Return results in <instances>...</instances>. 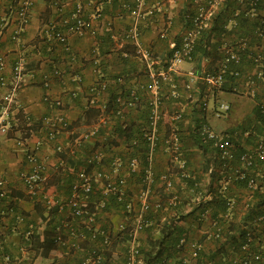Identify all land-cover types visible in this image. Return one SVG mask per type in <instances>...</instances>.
<instances>
[{
    "label": "crops",
    "instance_id": "0c3cea01",
    "mask_svg": "<svg viewBox=\"0 0 264 264\" xmlns=\"http://www.w3.org/2000/svg\"><path fill=\"white\" fill-rule=\"evenodd\" d=\"M22 1L0 0V28H3L0 55L5 60L4 74L7 76L10 75L12 65L16 60L23 61L24 81L17 94L16 104L19 108L16 110L27 113L33 125L29 128L21 120H10L8 131L0 133V181L3 182L5 190L4 198H0V241L6 246V251L12 253L20 264H78L83 259L86 249L74 251L54 246L43 255L39 254L40 250L35 246L33 251L26 250L23 254L18 251L19 247L24 246L26 233L31 229L39 233L41 240L45 229L61 225L62 219L67 215V210L62 213L58 212L53 217L54 222L51 221L46 225L48 219L45 218V212H42L45 203L40 197L30 196L21 180L22 173L27 172L30 165L19 141L26 143L29 148L33 147L37 141L41 142L36 154L46 164L44 192L54 201H63L68 195V187L73 181L74 172L84 167L90 155L98 151L102 153L103 158L110 155V150L104 152L105 148H103L104 151L94 149L95 145H109L111 132L115 128L122 129L127 126L128 129L122 132V136L116 137L113 141L112 145L116 146L111 149V153L114 157H124L126 162L131 155L136 156V170L129 172L125 167H121L117 175L118 178L125 179V197L132 202L135 208L138 201L137 195L142 189V169L147 166L148 158L146 154L144 156L140 154L138 147L134 148L136 152H129L127 145H132L133 140L128 132L135 133L136 128L144 123L147 111L138 109L136 106L127 107L121 119L110 120L106 125L100 123L99 115L93 111V108L97 109L112 95L125 96L148 81L144 65L135 56L132 44L124 38L131 24L128 7L133 5L134 0H31L29 24L20 39L15 41L11 39L16 27L14 11ZM77 3L82 5L86 13L98 12L95 24L97 34L95 37L69 36L68 45L74 57L71 59L59 45L47 40L45 29L50 22L72 12ZM192 8L190 0H146L138 25L143 47L160 60L166 59L171 52L169 44L179 39L184 31L181 15ZM108 23L110 24L109 31L104 28V25ZM247 35V33H238L233 22L226 20L224 31L221 33L220 49L225 53L228 50L238 51L242 42L245 46L251 41L250 48L264 52V40ZM205 64L206 60H202L201 68L196 71L192 62H183L178 67V71L171 76L170 81L163 83L162 94L169 91L165 93L169 95L171 88L168 89L167 85L174 84L178 98L174 100L170 97V99L166 98L169 101L166 106H163L166 114L159 124V143L151 160L152 171L155 175L152 186H150L151 202L153 205H158L169 201L170 190L166 189L160 180L161 175H166L173 186L172 191L177 193L179 199L182 200L184 207L180 209L183 214L190 211L188 206L192 195L186 182L196 179L199 180L200 186L205 188L209 180L208 172L205 171L206 165L208 167L213 164L215 153L211 145L198 144L193 135L195 134L193 129H198L204 123L218 133L228 134L237 153L249 151L264 137V132L260 128L261 115L259 112L260 107L264 106V91H262L264 87L257 83L255 87H252L255 94L251 96L249 92L251 87L245 80L246 76L254 75L256 68L243 59L239 67L242 77L230 82L232 84L230 91L220 87L215 88L213 94L207 97L202 95L207 86L202 90L203 83L198 78L201 71L205 69ZM53 67L58 69L61 75L52 76L50 86L45 90L42 88V75L50 72ZM160 68L155 67L156 70ZM78 79H80L79 82ZM99 82H105L107 90L98 96L99 102L93 104L89 88ZM186 84L189 85L188 90L184 89ZM222 87H225V84ZM69 90L77 91V95L71 97ZM5 92L6 88L0 86V103ZM45 93L52 98L62 99L63 114L68 122L66 131L51 141L46 139L44 133L41 134L38 129L36 130L40 119L50 112L49 105L42 101ZM145 99L146 96H143L142 100L145 101ZM221 103L227 104L229 111L224 117L218 118L215 116V109ZM201 104L204 105L203 108ZM176 112H180L182 118L173 123L168 115ZM95 126L98 127L97 133L82 142L84 147L77 148L78 140ZM173 131L178 137L179 145H170L167 148L164 139ZM56 146L62 147L64 157L54 151ZM175 147H177V154ZM178 161L179 163L184 161V167L181 168ZM70 163L76 167L71 169ZM177 165L180 170L174 168ZM105 168L106 166H102V170ZM110 175L115 179V174L110 173ZM101 186V183L96 186L97 192L101 190ZM202 190L205 189L202 188ZM229 195L239 197V199L246 197L238 186H231ZM166 212L164 208L160 211V215H172L173 210L169 214ZM193 215L179 221L178 224L183 228L182 233L187 235L188 241L201 244L204 255H214L216 242L204 234L211 231L212 227L208 222L198 225ZM236 215L237 218L242 213L236 212ZM238 220L241 219H236ZM97 225L109 232L114 240H118L115 234L124 225V219L120 210L110 205L107 212L99 215ZM237 234L235 232V236ZM143 237L141 234L142 247L145 246ZM107 257L112 264H122V252L117 243L113 244Z\"/></svg>",
    "mask_w": 264,
    "mask_h": 264
},
{
    "label": "built area",
    "instance_id": "2783aa9c",
    "mask_svg": "<svg viewBox=\"0 0 264 264\" xmlns=\"http://www.w3.org/2000/svg\"><path fill=\"white\" fill-rule=\"evenodd\" d=\"M110 1V0H107ZM202 0H193L194 4L197 5L196 12L193 16L189 17L192 21V27L185 29L181 34L179 46L175 45L172 41L169 46L172 52L169 57L164 60L155 57L152 53L146 50L140 40L139 34V21L143 15V9L146 0H134L132 6L128 7V12L131 17V24L126 31L124 38L129 41L134 49L135 56L142 62L146 69V75L148 81L139 87V89L144 91V94H135V91L129 93V99L127 101L123 100V97L119 94L116 95V102L122 105V108H127L134 106L138 101L142 100L143 96H146L145 104L147 106V126L143 130V139L145 145H147V158L148 165L144 170V175L142 178V189L137 195L139 207H131V203L126 205L127 209H131V223L130 229L128 230V239L124 241V249L121 250L123 261L122 264H143L142 255L140 252V233L150 222L143 218V215L149 209L157 210L159 205H153L150 200V186L153 182V171L151 167V160L153 152L156 145L159 142V124L163 116L166 114L164 109H162L163 99H162V86L163 83L170 81L171 76L178 71V67L183 62H189L191 58V53L194 48L195 40L200 34V32L209 27V23L213 17L215 9L219 4V0H210L207 3L200 4ZM238 4L242 0H234ZM31 0H23L18 7L15 9L16 14V27L11 35L12 40H19L26 27L29 24L30 13H31ZM98 12L94 11L92 13H86L80 3H77L74 10L70 12L67 16H61L55 21L50 22L45 29L47 40L53 41L62 47V50L66 52L71 59L73 55L70 53V47L68 45L69 36H90L95 37L97 34V26H95L98 19ZM104 28L109 31L110 24L104 25ZM2 29L0 28V43L2 36ZM264 35V31H261ZM244 43L242 42L241 48H243ZM239 60L236 52L228 50L225 53V59L220 65V69L214 74H204L198 77L200 80L211 88H219L224 83V73L227 69V65L230 62L237 63ZM259 57L254 59V62H258ZM155 67H161L156 70ZM5 60L3 56L0 55V86L6 88V92L2 96L0 103V133H6L10 128V120L18 121L21 120L32 128L31 118L27 113L20 112L16 110L19 105L16 104L17 94L23 85L24 81V64L21 59L16 60L12 65L10 75L4 74ZM61 72L52 68L50 72L43 73L42 75V88L47 90L50 86V79L52 76L59 77ZM237 75V74H236ZM260 77V74L256 75ZM248 79V78H247ZM80 79L77 81L79 82ZM246 83L251 87L250 95L253 96L255 87V82L249 78ZM172 90L170 92L171 98H177L178 93L175 90V86H171ZM184 89L188 90L189 85H184ZM107 84L105 82H99L92 85L89 88L91 102L96 104L99 102L98 96L106 92ZM71 97L77 95V91L69 90ZM42 101L49 105V114L43 116L37 124L38 131L41 134H45L48 141L54 140L61 133L65 132L68 128V122L63 114L64 104L61 98H52L48 93H45L42 97ZM98 108L104 111L105 103H101ZM15 109V110H14ZM122 110L119 109L113 116L111 120L116 121L122 118ZM229 111L227 104L221 103L215 109V116L220 118L224 117ZM262 113H264V108H262ZM99 120L101 124H107L110 121V116L99 115ZM171 122L175 123L182 118L180 112L168 115ZM98 127H94L89 133L83 136L82 139L78 140L76 145L80 148L82 142L89 137L94 136L97 133ZM199 138L203 143L212 145L213 148L217 149L219 155L223 162L228 164L227 160H231L233 157L232 141L228 134L218 133L213 130L208 124H201L197 129ZM106 141V138L104 139ZM20 146L24 148V154L27 162L30 165V169L22 173L21 180L25 186L27 193L32 197H40L45 205L51 206L56 205L58 212H64L67 210V215L62 219L61 225L58 224L55 228V239L54 244L58 247H64L66 249L79 251L84 250L85 255L83 259L78 264H111L110 260L107 258V254L110 252L114 243L119 246V240H114L112 235L99 227L97 225L96 217L98 214L102 213L106 205V197L108 194H113L116 196L117 202L124 201V185L125 179L122 177H117L119 170L121 168V158L114 157L111 163L110 173L115 174L116 177L113 179L110 173L104 170H94L86 169L81 167L76 172H74V178L72 183L68 187V195L63 201H54L53 198L47 196L43 189V184L45 182L46 174V164L44 161L38 158L36 152L41 146V142L37 141L33 147H27L26 143H22L20 140ZM136 144L135 142H133ZM165 145H179L178 137L175 132H171L169 136L164 139ZM177 147H175V153ZM54 151L58 154L62 152L61 146H56ZM254 156L251 153H243L239 158L240 168L234 169L231 173L221 176L219 183L221 184L220 190H226L229 186H233L232 182L235 181H245V186L247 190H254L258 185V172L255 175H247L246 170L255 166V161H264V139H260L253 150ZM73 153V152H72ZM74 154V153H73ZM103 158L100 151L94 152L86 160V163L92 164L94 161L99 163ZM127 167L129 171L133 172L137 168V160L135 158L129 159ZM179 163V161H178ZM184 161H180L179 166L184 167ZM210 170H208V173ZM160 180L163 182L166 189L171 190V181L166 175H161ZM102 184L101 190H98L99 199L95 202L92 200L93 196L97 192L96 186ZM5 190L3 189V182L0 181V198H4ZM234 198V197H233ZM176 196L173 195L169 198L168 205H173ZM234 200L230 199L228 201V209H232ZM264 219V211L260 215L258 220ZM77 222L75 223V221ZM75 223V224H73ZM215 228V233L212 238L218 240L220 238L219 228H217L216 222L212 223ZM124 227L121 228V230ZM65 231V235H63ZM29 232L26 233L28 236ZM26 239V238H25ZM245 242L241 244L240 251L243 252V256L239 257L238 260L235 259L233 264H264V260L261 258L260 253L253 252L250 248L252 234L247 232L245 235ZM85 244V245H84ZM177 246L181 252V257L184 264H216L211 260L200 256L202 246L198 242L188 241L187 235L182 234L178 240ZM6 246L0 241V263L1 264H20V261L12 256V253L6 251ZM232 248V247H231ZM18 251L24 253L26 249L24 247H19ZM158 264V263H153Z\"/></svg>",
    "mask_w": 264,
    "mask_h": 264
},
{
    "label": "trees",
    "instance_id": "16d2710c",
    "mask_svg": "<svg viewBox=\"0 0 264 264\" xmlns=\"http://www.w3.org/2000/svg\"><path fill=\"white\" fill-rule=\"evenodd\" d=\"M210 0H202L200 4L204 5L203 3H207ZM191 5L193 8L191 10H186L183 15H181V20L184 24V30L189 29L192 27V21L189 17L193 16L196 12L197 5L194 4L193 0H190ZM230 20L233 22L234 26H236L237 32L240 34L247 33L249 37H256L258 39L264 40V35L262 33H259L261 31H264V0H242L240 4L235 2L234 0H219V4L217 8L215 9V12L213 14V17L210 21V25L207 29H204L200 32L198 37L195 40L194 48L191 53V58L189 62H192L195 66V70L198 71L199 68H201V62L202 60H206L205 69L201 71L200 75L204 74H214L220 69V65L225 59V52L220 49L222 45V37L221 33L224 31L225 22ZM216 36H220L219 38ZM180 38L175 39V45L179 46L180 44ZM251 41L249 42V44ZM249 44L246 43L243 48L239 47L238 51L233 50L236 52V55L238 56L239 60L237 63L230 62L227 65V69L224 73V83L221 85L220 88H223V90L230 91V85H232L230 82H234L236 79H240L242 77V71L240 70V63L243 59H246L248 63L251 64V66L255 69L254 75L252 76H246L245 80L247 81L249 78L254 80L255 85L259 83L260 85H263L264 87V52H260L258 49H252L249 47ZM58 45V44H57ZM257 45V44H256ZM61 47V46H60ZM62 49V47H61ZM254 50V51H252ZM172 52V49L170 50ZM170 52V54H171ZM66 53V52H65ZM170 54L167 56L169 57ZM259 57L258 62H254V59ZM237 74V75H236ZM260 74V77H257L256 75ZM199 75V77H200ZM248 78V79H247ZM173 80V79H172ZM203 85H201V89H203L205 86H207L203 80H201ZM225 87H222L224 86ZM175 86L174 84H172ZM228 85V87H226ZM168 89L172 88L170 84L167 85ZM215 89V88H214ZM172 90V89H171ZM176 90V89H175ZM135 94H144V91L141 89L135 90ZM177 91V90H176ZM262 91L264 89L262 88ZM171 92V91H170ZM165 93H169L165 92ZM163 92L162 94V109L163 106H166L168 103L167 99H170V94L167 95ZM123 100L127 101L129 99V94L122 96ZM170 97V98H169ZM116 95H112L111 98L108 99L107 102H105V110L102 111L99 108L94 109V113L96 115H106L110 116L111 120L114 116V114L119 110L123 111L126 108H122V105L117 104L116 102ZM178 98V97H177ZM176 99V98H171ZM261 103H259L260 105ZM202 105V104H201ZM134 106L138 107V109H144V111L147 110V106L143 100L138 101ZM144 106V107H143ZM204 105H202V108ZM201 107H199L200 110H202ZM262 108L264 106L260 107V128L261 131L264 132V113H262ZM92 109V108H91ZM90 110V109H89ZM90 113V111L86 110ZM92 111V113H93ZM144 123L140 124L139 127L136 128L135 133L129 131L130 134L129 137H132V145H127V148L129 149V152H136V149L144 156V154L147 155V145H145V141L143 139V130L147 126V116L144 118ZM178 122V121H177ZM128 127H122L115 128L112 134L110 135L111 139H109L108 143L109 145H95L94 149H100L101 151L109 152V156L104 157L100 160L99 163H96L95 161L92 164L86 163L84 167L86 169H94V170H102V166H106L104 169L107 172L111 171V163L114 159V155L111 153V149L116 146L112 145L114 144L113 141L116 139V137L122 136V132H125ZM195 134L193 133L196 141L199 145H209L207 143H203L201 139L198 136L197 129H193ZM192 135V136H193ZM264 139V137H263ZM139 143L140 145H134V143ZM159 143V142H158ZM111 144V145H110ZM158 146V145H156ZM167 148H169L170 145H166ZM212 146V145H211ZM256 145H253L252 149L249 151H246L247 153H251L252 156H254V148ZM84 147L81 145V148ZM103 148H105L103 150ZM156 148V147H155ZM215 151L213 156V164L208 166L206 165L205 171L210 172L208 173V184L204 187H201L198 183L199 180L193 179L186 182L189 191L192 193L191 199H190V205L188 206V209L190 211L186 212L185 214L181 213L184 206L182 205V200L179 199V196L177 193L170 190V196L171 198L173 195L176 196L175 202L173 205H168L167 203H160L159 209L157 211H154L152 209H149L146 211L143 215V218L150 222V225L147 226L143 231H141L140 235L143 234L144 243L145 246L140 249L143 264H184L183 259L181 257L180 250L177 246L178 240L180 236L183 234V228L178 224L179 221L183 220L184 218L188 217L195 213L196 215H193L194 219L196 218V222L198 225L202 222H208L209 225L212 227V230L204 233L209 239H212L213 234L215 233V228L212 226L213 222H216L217 228H219L220 232V238L218 240H214L216 243L214 244L215 253L214 255H204L203 249L200 252V256L206 258L207 260H211L216 264H233V261L235 259L238 260L239 257L243 256V252L240 251V246L245 242V235L247 232H250L252 234L251 239V250L253 252L260 253L261 258L264 260V219L258 220L262 212L264 211V161H255V166L251 167L246 170L247 175H255L258 172L257 182L258 185L256 189L254 190H247L245 186V181H235L232 182L233 186H238L242 189L244 194H246V197L243 199H239V197H234L229 195V191L231 189V186H229L226 190L221 191L220 187L221 184L219 183L221 176L226 175L227 173H231L234 169L240 168L239 164V158L243 153L246 152H239L235 151L234 145H232L233 150V157L231 160H227L228 164L224 166V160L219 155V152L217 149L213 148ZM82 150V149H81ZM64 157L63 151L59 154ZM60 156V157H61ZM136 157V156H135ZM134 155H131L129 159L135 158ZM121 158V157H120ZM136 159V158H135ZM121 167H125V169H128L127 164L128 162L125 161L124 157L121 158ZM126 162V164H125ZM143 162V161H142ZM70 167L75 168L73 163H70ZM73 165V166H72ZM125 165V166H124ZM143 166V163H141ZM148 165V164H147ZM146 166L142 169V178L144 175V170ZM177 170L179 169L178 165L175 166ZM180 170V169H179ZM131 172V171H129ZM141 178V180H142ZM155 175L153 174V181H154ZM188 178V177H185ZM153 183V182H152ZM152 186V184H151ZM173 187V186H172ZM205 189V190H202ZM125 190V189H124ZM177 194V195H176ZM124 195H126L124 191ZM208 196L209 198H205ZM98 192L95 193L92 200L97 201L99 199ZM230 199L234 200L233 208L228 209V201ZM40 200V199H39ZM124 201L117 202L116 196L113 194H108L106 197V205L102 213L107 212L108 207L115 206L117 209L120 210V214H122V217L124 219V229H120L119 232L115 234L116 239L119 240V248L121 250L124 249V241L128 239V230L130 229V223H131V216L133 213H131V209H127L126 205L131 203V207H133V204L131 201H129L125 196L123 197ZM42 204V201H41ZM166 205V206H165ZM168 205V206H167ZM139 207L138 201L136 202L135 208ZM164 208H166V214L173 210L172 215L165 216L160 215V211H163ZM44 210L42 212H45V218L48 219L46 221V225L49 224V222L53 221V217L58 214V209L56 205L51 206H44ZM9 211V209H7ZM236 212L242 213L240 217L236 218ZM101 214V213H100ZM96 217V221H98L99 215ZM52 217V218H51ZM241 219L236 221V219ZM77 220L75 221V223ZM73 223V224H75ZM54 227H50V229H45L43 238L40 240L39 233L36 232L34 229H31L29 231L28 236H26V239H24L23 244L24 248L27 251H33V249L37 248L40 250L39 254L43 255L49 250L53 249L54 239H55V231ZM235 232L238 233L237 236H235ZM141 244V243H140ZM201 245V244H200ZM35 246V248H33ZM202 246V245H201ZM232 247V248H231ZM109 254V253H108ZM107 254V255H108ZM109 258V257H107ZM112 264V263H111Z\"/></svg>",
    "mask_w": 264,
    "mask_h": 264
},
{
    "label": "rangeland",
    "instance_id": "374dc122",
    "mask_svg": "<svg viewBox=\"0 0 264 264\" xmlns=\"http://www.w3.org/2000/svg\"><path fill=\"white\" fill-rule=\"evenodd\" d=\"M202 90H203V89H202ZM214 91H215L214 88H211V87H208V86H207V87H205L204 92L202 91V92H203L202 95H203V96L210 97V95L213 94ZM207 97H206V98H207ZM227 264H228V263H227Z\"/></svg>",
    "mask_w": 264,
    "mask_h": 264
}]
</instances>
